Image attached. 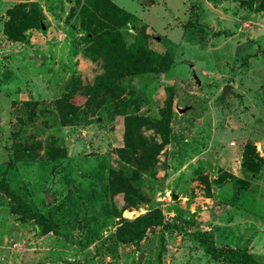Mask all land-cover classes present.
<instances>
[{
  "label": "rangeland",
  "instance_id": "374dc122",
  "mask_svg": "<svg viewBox=\"0 0 264 264\" xmlns=\"http://www.w3.org/2000/svg\"><path fill=\"white\" fill-rule=\"evenodd\" d=\"M111 1L149 25L153 49L173 54L169 72L117 77L111 47L83 39L87 0H0V178L60 230L39 234L0 192V264H237L229 250L264 264V12L242 0ZM21 3L38 4L44 21L13 42L4 25ZM83 88L98 96L90 105ZM70 96L82 110L63 127L55 103ZM169 102V143L155 174L136 182L151 202L123 213L133 220L154 205L164 223L138 245L120 243L112 205L124 200L111 196L109 169L120 166L125 117L160 120ZM18 142L39 143L40 157L15 160ZM248 145L259 172L244 165ZM52 148L66 157L50 160Z\"/></svg>",
  "mask_w": 264,
  "mask_h": 264
},
{
  "label": "trees",
  "instance_id": "16d2710c",
  "mask_svg": "<svg viewBox=\"0 0 264 264\" xmlns=\"http://www.w3.org/2000/svg\"><path fill=\"white\" fill-rule=\"evenodd\" d=\"M87 2L86 10L83 11V16L87 21V26L85 25L87 33L83 39L88 44L100 41L111 47L113 53L111 52L110 57L106 59V63L109 66L111 65L114 72V69H117V77L170 71L174 63L173 54L163 53L152 48L151 43L156 37L149 33V25L142 23L133 14L120 8L111 0H87ZM241 3L251 10L264 12V0H242ZM43 17L38 4H18L9 10V18L5 22L4 33L13 42H25L27 32L32 28L39 27L44 21ZM139 27L140 30L134 35L130 44L123 41L124 32H129L132 36L134 34L133 29L137 30ZM75 53L77 54V52ZM87 55L94 62H98L100 59V56H93L88 48ZM106 69L105 71H107ZM106 87L109 92L116 91L115 86L112 84ZM81 96L87 98L84 106L90 105L98 97L95 94L87 93L86 88H83ZM72 98L70 96L58 99L55 103V111L63 127L75 125L82 110V105L75 104ZM39 104L38 101L26 104L31 111L28 116L29 120L32 121L36 115V108ZM172 115V102H169L166 113L160 120L154 121L142 115H128L125 117L123 144L115 150L120 166H110L109 169L111 196L115 198L122 195L124 200V205L121 208L116 206L115 203L112 205L114 216L119 219L120 226L116 238L120 243L138 245L146 239L151 230L164 223L162 210L154 205L146 214L133 220L124 218L123 213L140 203L148 202V198L140 195L136 182L141 179L143 174H155L158 157L169 143ZM19 121H23L24 126L26 121L21 118H19ZM144 128L154 129L155 134L161 138L160 142L155 137H145L142 133ZM16 136H20V133L17 132L15 138ZM39 149V143L30 145L18 142L15 144V160H36L40 157L37 152ZM52 149L48 153L50 160H60L67 155L66 150ZM246 150L245 167L254 173L259 172L263 159L254 153V148L251 145H248ZM129 168L131 173L127 174ZM0 192L11 200V213L22 220L30 221L39 234L60 233L59 228L53 222L54 220L37 213L27 201L11 189L10 184L3 178H0ZM208 249L211 252L216 251L214 247ZM227 255L231 262L237 264H261L246 251L229 250Z\"/></svg>",
  "mask_w": 264,
  "mask_h": 264
},
{
  "label": "water",
  "instance_id": "95a60500",
  "mask_svg": "<svg viewBox=\"0 0 264 264\" xmlns=\"http://www.w3.org/2000/svg\"><path fill=\"white\" fill-rule=\"evenodd\" d=\"M43 29H46V27L43 25ZM174 199L177 200L178 197L177 196H174Z\"/></svg>",
  "mask_w": 264,
  "mask_h": 264
}]
</instances>
